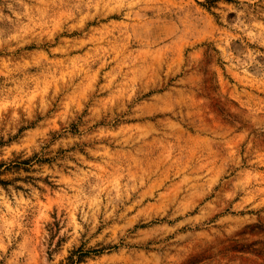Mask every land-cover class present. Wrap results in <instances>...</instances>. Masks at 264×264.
Returning a JSON list of instances; mask_svg holds the SVG:
<instances>
[{"label":"rangeland","instance_id":"rangeland-1","mask_svg":"<svg viewBox=\"0 0 264 264\" xmlns=\"http://www.w3.org/2000/svg\"><path fill=\"white\" fill-rule=\"evenodd\" d=\"M0 264H264V0H0Z\"/></svg>","mask_w":264,"mask_h":264}]
</instances>
